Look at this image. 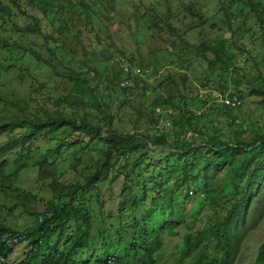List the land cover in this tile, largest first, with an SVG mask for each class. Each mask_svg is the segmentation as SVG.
<instances>
[{
    "label": "trees",
    "instance_id": "obj_1",
    "mask_svg": "<svg viewBox=\"0 0 264 264\" xmlns=\"http://www.w3.org/2000/svg\"><path fill=\"white\" fill-rule=\"evenodd\" d=\"M219 2L230 36L195 46L182 32L203 27L207 17L188 4L184 11L191 25L180 32L168 13L166 28L157 31V12L149 9L147 27L155 47L146 50L148 61L135 70L133 57L123 50L117 49L122 56L115 58L109 49H83L82 28L93 30V5L86 0H24L25 8L20 0H0V26L12 21L13 10L30 19L25 26L12 21L11 34H0V104L15 108L0 119V192L16 200L12 206L0 204V264H11L19 243H25L24 257L12 264H130L118 263L120 251L142 264H163L165 238L181 231L175 264L186 259L232 264L245 229L264 215V112L238 130L240 115L215 103L214 94H224L232 84L239 99L261 96L264 108V78L237 76L242 63L252 65V60L240 61L228 42L242 33H260L264 53V0ZM178 47L184 54L192 47L209 71L201 72L198 82L215 91L212 98L187 87L181 61L170 58L173 67L166 69L152 60ZM29 60L49 74L40 80ZM11 68L19 70V79L31 78L16 100L2 94L3 74ZM219 116L226 122L219 123ZM7 154L15 156L10 173L5 172ZM34 154L39 193L47 197L15 186ZM118 179L115 211L105 216L100 187ZM126 210L130 223L120 227ZM23 214L31 224L18 226ZM107 219L115 228L109 234L115 251L84 254L104 233ZM256 262L264 264V242Z\"/></svg>",
    "mask_w": 264,
    "mask_h": 264
},
{
    "label": "rangeland",
    "instance_id": "obj_2",
    "mask_svg": "<svg viewBox=\"0 0 264 264\" xmlns=\"http://www.w3.org/2000/svg\"><path fill=\"white\" fill-rule=\"evenodd\" d=\"M86 1L93 5V9L89 13L92 15L91 21L93 30L89 31L87 28H82L83 30L81 33L84 35L82 38L83 49L87 53L95 50L100 51L102 49H109L113 52L115 58L122 56L116 50H123L129 54L127 57H133V61L136 64L131 66L135 67V70L140 69V66L138 65H140L141 62L148 61V58L145 56L146 50L155 47V41L151 39L152 30L147 27V22L149 21L150 15H152V13L149 12V9H154L157 12V16L154 17L155 22L160 25V27L157 28V31H159L160 28L163 30L166 28L164 16L168 15V13L170 14V18L168 19L171 20L174 26L181 28L180 32H182V30L188 25H191L189 14L184 11V7L188 4L192 5L199 13L203 14V17H207L206 25L203 27L195 26L187 32H182V37L186 39L190 45L195 46L202 40H209L214 37H217L218 39H226L230 36V33L225 31L224 26L226 18L220 10L219 0H112L109 4H106L104 0ZM20 4L25 8L24 0H20ZM136 8L138 10L134 11ZM13 11L15 12V15L13 16L12 21L15 24L25 26L29 23L30 19L27 16H23L16 10ZM65 13L70 16L73 14V11L68 8ZM12 21H9L5 26H0V34H11L9 29L12 26ZM211 24L215 26L211 27ZM234 27V29H236V25H234ZM259 34L253 36L252 34L242 33L235 36L233 39H228L230 46L233 47L232 50L239 54L237 55V58L240 61H243L244 58L252 60V65H250L251 62L242 63L243 69L236 74L247 81L254 80L257 76H260L262 79L264 78L263 41L261 37H259ZM12 36L13 38H16L17 34H13ZM168 37L169 36L166 38ZM22 39L24 40V38ZM240 47L243 48V50H239ZM185 50L187 54H184V50L180 47H178V49L159 52L152 60L154 62L156 61L159 68L166 69L170 66V58H173L176 63L181 61V68L188 77L187 87H193L194 93H197L200 97L201 95H208L212 98L213 92L215 91L209 90V88L204 89L198 82V77L201 75V72L202 74L203 72L208 74L209 71L201 65L199 57L192 53V47L189 49L185 48ZM249 53L250 55L247 56ZM28 64L32 66L31 71L33 75L39 77L40 80H43L45 76L49 74L48 68L44 65H37L32 60H29ZM123 66L125 67L127 64H124ZM170 67L173 66L171 65ZM18 72L19 70L17 68H11L3 74L2 94L3 96H6V99L16 100V98L22 97L28 90L31 78L25 77L24 80H21L17 75ZM243 74H245L244 77H242ZM152 75L153 74L148 73L149 81H154L153 79L155 77ZM232 78L233 77H231V79ZM245 86H247V84H243L242 88H245ZM233 87L234 86L230 84L224 94H228L230 97H236L239 101V103L232 108H234L233 111L235 113L240 115V120L243 124H236L235 127L238 130H241L245 129V126L249 123L250 119L259 118V115L264 112V108L261 102V96L246 95L242 97V99H239L237 95L234 94L235 90ZM218 104L221 105V103ZM205 107H207V105ZM13 112H15V108L9 107L6 103L4 105L0 104V119ZM195 112L198 111L196 110ZM218 120L219 123H224L227 119L225 116H219ZM243 135L245 138L249 137L248 132H244ZM2 140H4V137H0V141ZM66 156L67 154L60 159H63ZM6 158L9 159L10 163L5 168V172L10 173L14 168L11 161L15 156L7 154ZM38 160V155L34 154L29 162L31 168L25 169L21 172L19 179L15 184L16 187L39 193L41 185L38 184L36 178ZM66 164L67 163H65V165ZM118 185H120L119 179L113 183L111 182V184L110 180H108L100 187V201L103 207L100 211H102L105 216H107V213L115 211V206L119 199ZM39 194L43 197H47L46 192H40ZM3 203L12 206L16 203V200L10 196H5L0 192V204ZM0 212L3 211L0 210ZM121 216L120 227H126L130 223V211L126 210ZM17 220L18 226L31 224V219L27 214H23V216ZM108 224L109 222L107 219V225L103 228V230H105L104 233L94 239L93 244L89 249L83 251L84 254L93 253L94 257H97L105 250H108L110 254H113L117 246L115 243H111L113 242V237L109 234L111 231H114L115 228L108 227ZM244 233L239 252L233 259L232 264H258L256 262L257 252L259 246L264 242V215L258 221L253 223L250 222ZM182 235L183 231L180 232L179 236H167L165 238L164 247L161 252L163 264H175V258L178 256L181 249L180 243ZM24 244L25 243H19L13 247L9 263L12 264L18 262L24 257ZM78 256H81V253L77 255V258H79ZM118 257H122L118 263L142 264L141 261L138 259L134 260L130 255L125 256L124 251H120ZM185 264L192 263L189 259H186Z\"/></svg>",
    "mask_w": 264,
    "mask_h": 264
},
{
    "label": "built area",
    "instance_id": "obj_3",
    "mask_svg": "<svg viewBox=\"0 0 264 264\" xmlns=\"http://www.w3.org/2000/svg\"><path fill=\"white\" fill-rule=\"evenodd\" d=\"M214 102L217 104L221 103V105H227L230 107H234L239 103L236 97H230L228 94H222L219 92L215 93Z\"/></svg>",
    "mask_w": 264,
    "mask_h": 264
}]
</instances>
